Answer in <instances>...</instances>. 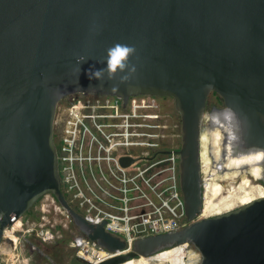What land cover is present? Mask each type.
Returning a JSON list of instances; mask_svg holds the SVG:
<instances>
[{"label":"water","instance_id":"1","mask_svg":"<svg viewBox=\"0 0 264 264\" xmlns=\"http://www.w3.org/2000/svg\"><path fill=\"white\" fill-rule=\"evenodd\" d=\"M116 46L133 51L109 73ZM77 92L123 103L136 94L173 98L186 225L129 243L68 204L54 118L60 100ZM211 93L223 105L210 114L228 110L240 122L235 143L264 134V0H0V243L4 229L49 193L112 252L93 264L183 242L199 251L198 264H264V196L199 216L200 130ZM259 181L264 186V176Z\"/></svg>","mask_w":264,"mask_h":264},{"label":"built area","instance_id":"2","mask_svg":"<svg viewBox=\"0 0 264 264\" xmlns=\"http://www.w3.org/2000/svg\"><path fill=\"white\" fill-rule=\"evenodd\" d=\"M159 98L136 94L123 103L111 95L77 97L55 113L61 182L88 221L103 222L129 243L188 223L179 182L180 122H172ZM19 220L3 235L11 237ZM43 236L55 240L49 228ZM77 244L80 253L90 244L112 255L86 237Z\"/></svg>","mask_w":264,"mask_h":264},{"label":"bare ground","instance_id":"3","mask_svg":"<svg viewBox=\"0 0 264 264\" xmlns=\"http://www.w3.org/2000/svg\"><path fill=\"white\" fill-rule=\"evenodd\" d=\"M239 128L240 122L228 110L204 114L200 130L202 216L219 214L264 196V186L259 181L264 176V134L235 143L233 138ZM12 245L9 240L1 242L0 248L7 251ZM91 246L85 250L97 258L94 263L111 255ZM199 260V251L183 242L150 255H135L119 264H198Z\"/></svg>","mask_w":264,"mask_h":264},{"label":"flooded vegetation","instance_id":"4","mask_svg":"<svg viewBox=\"0 0 264 264\" xmlns=\"http://www.w3.org/2000/svg\"><path fill=\"white\" fill-rule=\"evenodd\" d=\"M101 95L102 94H91V93H85V92L71 93L63 97L58 104L63 105L64 103L69 102L73 98H77V97L84 98L87 96L89 97V96H101ZM220 102H221L220 98L215 93H211L208 97L207 105L210 106V108H212L214 105L215 106L219 105ZM53 138L57 146L55 131L53 133ZM59 166H60V163H58V167ZM61 189H62V192L68 204L84 217L83 209L75 202V200H73V198L70 195L69 190L67 189L65 184L62 182H61ZM46 195H49V198L51 199L50 205H48L49 202L46 200L48 196ZM46 195L41 196L28 210H26L22 214L23 216L20 215L19 218L23 217V220L27 222L28 225L24 229H19L18 227H22V221L17 222L16 223L17 225L13 227L11 231V235L12 236L13 234L16 235L17 241L22 246L21 249L23 250V255L21 254L22 259L20 260V264H23L25 260L27 261V263H29L33 257L32 256L33 254L38 253V251L42 252V250H39L37 245L33 243L35 241L34 237H36L40 241L59 242V244L61 242H64L62 240L64 238H67L68 235H70L71 230L75 231L76 235H81L84 238L88 237L71 220L68 211L57 201V199L52 194L47 193ZM54 202H56L57 204V207H55V209L57 208L61 216L63 217H59V220H55L54 222L53 221L51 222L50 218H52V216L55 219L58 216L57 213L55 215H52V213H54V210H53L54 205L52 203ZM50 222L53 226L50 225ZM46 228H49L52 231L54 239H55L54 241L49 240L43 236V231ZM2 238L4 240L3 243H7V241L12 240L11 237H7L4 235ZM15 246L16 244L13 245V247ZM13 247L9 249L11 250ZM75 254L77 255L75 256L77 259L82 258L79 251H77V253L75 252ZM18 255L19 254H17V256Z\"/></svg>","mask_w":264,"mask_h":264},{"label":"rangeland","instance_id":"5","mask_svg":"<svg viewBox=\"0 0 264 264\" xmlns=\"http://www.w3.org/2000/svg\"><path fill=\"white\" fill-rule=\"evenodd\" d=\"M159 99L162 102V108H163L164 112L165 113L169 112V114H171L172 122H176L177 120L180 122V115L174 107L173 98L163 96ZM222 105H223L222 102H220L219 105H217V106H222ZM210 111H211V108H210V106H208L206 113H208L210 115ZM171 141L175 144V138H173ZM164 143H169V142H168V140H165ZM180 143H181V130H180V137L177 138L178 149L180 148ZM226 188H227V186L223 187L222 188L223 191H225ZM203 189H204V185H203ZM46 196H48V198L46 200L49 202L48 205H50L51 199L49 198V195H46ZM52 204L54 205V207H53L54 213H52V215H55L56 213L58 214L56 219L53 218V216H52V218L49 217L51 219L50 221L54 222L55 220H59V217H63V216H61V214L57 208L55 209V207H57L56 202H54ZM53 205H51V206H53ZM25 218H26V216H25ZM21 221H22V227H18V228L24 229L25 228V221L23 220V217L20 218L19 222H21ZM51 222H50V225L53 226L51 224ZM53 224H55V223H53ZM118 236L121 237L123 240H125V238L123 236H121V235H118ZM11 238H12L11 241H12L13 245L16 244V246L13 247V245H12L13 248L11 250L9 249V253H10L9 255H4V253H3L4 250H2V246H1V248H0V264H5V260H8L6 264H20V260L22 259L21 254L23 255V250L21 249L22 246L17 241L16 235H14ZM81 238H84V237H82L81 235H76L75 231H72V230L70 231V235H68L67 238H64L62 240L64 242H61L60 244H59V242L40 241L36 237H34L35 241L33 243L36 244L37 247L39 248V250H42V252L38 251V253L33 254L31 261L29 263H27V261L25 260V262L23 264H92L97 260V258L93 255V253L90 250H88V251L85 250V253L79 252L82 258L77 259L75 257V256H77L75 254V252L77 253V251H79V244H77V241H79V239H81ZM175 245H177V244H175ZM92 247H94V246H91L89 248H92ZM17 254H19V255L17 256ZM6 257H7V259H6Z\"/></svg>","mask_w":264,"mask_h":264},{"label":"clouds","instance_id":"6","mask_svg":"<svg viewBox=\"0 0 264 264\" xmlns=\"http://www.w3.org/2000/svg\"><path fill=\"white\" fill-rule=\"evenodd\" d=\"M132 51L133 50L131 48L123 46H116L114 49L110 50V59L107 62V69L109 73L115 72L118 66L122 69L124 66L122 61ZM102 71L103 70H98L97 74L99 75Z\"/></svg>","mask_w":264,"mask_h":264}]
</instances>
